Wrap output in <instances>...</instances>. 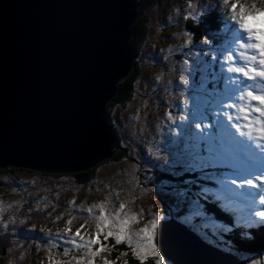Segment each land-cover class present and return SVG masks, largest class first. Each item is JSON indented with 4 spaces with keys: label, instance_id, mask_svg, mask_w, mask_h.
Returning a JSON list of instances; mask_svg holds the SVG:
<instances>
[{
    "label": "snow or ice",
    "instance_id": "obj_1",
    "mask_svg": "<svg viewBox=\"0 0 264 264\" xmlns=\"http://www.w3.org/2000/svg\"><path fill=\"white\" fill-rule=\"evenodd\" d=\"M187 7L193 8L191 0ZM222 15L219 30L199 41L206 50L202 47L192 61L183 60L175 80L168 82L179 88L174 102L179 115L169 105L158 117L166 121V140L155 150L151 142L145 146L155 161L161 151L167 154L162 165L149 162L151 167L191 176L182 186L165 185L168 215L143 208L131 211V192L122 200L113 190L87 206L69 200L74 207L63 228L55 233L40 229L48 237L49 264H128L129 252L136 264H170L162 247L163 222L169 218L195 232L235 228L249 240L254 230L264 229V28L249 23V17H264V0H223ZM184 35V43L195 47L191 33ZM162 75L156 73L154 79L160 82ZM157 133L163 135L160 127ZM11 207L0 201V213ZM39 208L38 202L37 212ZM72 211L84 218L74 230ZM8 219L15 222L13 216ZM0 226H8L2 217ZM121 244L124 250L117 248ZM61 246L62 253L53 252ZM113 252L118 254L110 259ZM239 264H264V249L255 257H239Z\"/></svg>",
    "mask_w": 264,
    "mask_h": 264
},
{
    "label": "water",
    "instance_id": "obj_2",
    "mask_svg": "<svg viewBox=\"0 0 264 264\" xmlns=\"http://www.w3.org/2000/svg\"><path fill=\"white\" fill-rule=\"evenodd\" d=\"M138 16L137 0H0V167L78 173L113 157L106 108L132 72ZM178 231L164 255L199 264L209 248L187 252L191 231ZM10 244L0 236V255Z\"/></svg>",
    "mask_w": 264,
    "mask_h": 264
},
{
    "label": "rangeland",
    "instance_id": "obj_3",
    "mask_svg": "<svg viewBox=\"0 0 264 264\" xmlns=\"http://www.w3.org/2000/svg\"><path fill=\"white\" fill-rule=\"evenodd\" d=\"M188 2L189 0H158V5L154 9L146 11L150 25L148 29L149 36L144 39L138 48L137 64L134 62L135 67L137 66L139 69L135 92L131 100L123 105L116 103L111 111V116H113L111 122H113L116 129L115 134H117L120 146L126 149V158L114 159L119 150L123 149L117 147L116 141L115 154L112 158L106 160L107 162L104 161L95 166L97 176L90 181L89 185H83L75 181L70 174L61 176L59 179H51L49 174L36 173L33 170H31L33 172L26 173V175L32 176L27 177V180L22 182V186L19 183H14L21 188L18 198H11V193H8L10 190L0 185V201L4 202L5 205L12 204L9 211L0 213V217L8 222L7 228L0 226V233H9L6 230L11 229L10 233L13 237L9 250L2 252L5 256L0 259V264H41V262L42 264H49L47 259L48 237L40 229H51L55 233L58 229L63 228L64 219H67L70 209L74 207L67 204L69 200L74 199L76 205L87 206L103 200L104 196L113 190L120 192V199L122 200H127L128 193L131 192L135 196V200L128 204L131 211L143 208L146 212L161 211L168 215L169 197L166 195L165 185H178V183L167 178H164L161 182L155 181L158 172H164L166 175L172 174L165 171L163 167H151L149 162L162 165L163 160L167 158V154L161 151L159 153L160 160L155 161L148 156L145 146L151 142L155 150L156 147L161 146L162 140H166L167 129L163 127L166 121L158 120V117L168 110L169 105H173V112L179 115V109L174 106V102L178 100L179 88L176 83H168L170 80H175L177 75L175 70L180 68L183 60L192 61L202 47L206 50L207 46H202L196 41L195 34L187 28V23L193 19V15L196 20L201 14L216 5L222 9L220 0H191V3L195 5L192 9L187 7ZM241 2H244V0H241ZM186 15L189 16L188 19H185ZM261 21L258 26L264 28V17L261 18ZM185 33H191L195 47L184 43ZM209 35L206 38H209ZM169 49H171L170 52ZM170 69L174 70L170 71ZM156 73L163 74L160 82L154 79ZM109 121L110 117L108 115ZM158 127L161 128L163 135L157 133ZM13 167V165H8L5 169ZM182 174L184 173L177 172L172 176L177 177ZM187 177L191 179L190 175ZM2 180L5 179L0 177V181ZM47 180L54 182L53 191L54 189L57 190L55 185L60 186L59 191L65 192V196L62 193L60 195L59 192V194H56V200L51 196L49 190L51 187L42 188L44 185L38 184V182L45 184ZM92 181L95 183L91 184ZM25 183L29 184L28 188H26ZM137 185L142 187H137ZM144 188H147L146 192L143 190ZM13 193L16 194V192ZM58 196H62L59 201ZM50 198H52L54 204L50 203ZM38 202L40 208L37 212ZM28 207L33 211H29ZM60 214H63L62 218L56 220L55 217ZM71 214L75 217L72 223L74 230L84 222V218L75 211H72ZM40 215H43L41 219H39ZM9 216L15 217V222L9 220ZM35 218L37 220H34ZM138 226L133 225V227ZM86 227L89 226L86 225ZM168 227L164 230V238L171 237L174 241H179L180 236L185 237V234L183 235L178 231L184 228L178 226V224L173 223ZM176 228L178 230H175ZM184 231H187V229H184ZM191 234L186 239L190 244L187 252L196 251L198 247L195 243L201 242L199 237L194 233ZM176 244L173 243L172 248ZM202 244L209 248V252L200 250L198 255L201 256V261L199 264L228 263L225 257H220L213 248L204 243ZM62 251V246L53 249V252L57 255ZM205 253L207 255L203 256ZM168 261L170 264H175L171 259H168ZM233 261L235 264L239 262L237 259H233Z\"/></svg>",
    "mask_w": 264,
    "mask_h": 264
},
{
    "label": "trees",
    "instance_id": "obj_4",
    "mask_svg": "<svg viewBox=\"0 0 264 264\" xmlns=\"http://www.w3.org/2000/svg\"><path fill=\"white\" fill-rule=\"evenodd\" d=\"M137 2L140 5V14H139L138 20L133 25V35H132V39L130 40V46H131V49L133 52L134 62L136 64H137L136 58L138 57V48L141 46L144 39L147 36H149L148 35V32H149L148 29H149L150 25H149V21H148L149 18L146 15V11L154 9L158 5L157 4L158 0H137ZM223 22H224V17L222 15V9L216 5L212 8H210L207 12L201 14L199 16V18H196V20L191 19V21H189L187 23V28L195 34L196 41L199 42L202 39H205L208 34L215 32V31H218L219 28L222 26ZM138 71H139L138 67L137 66L134 67L131 74L125 80L121 81L118 84V91H117L116 95L113 97V99L107 105L106 112L108 113V115L110 117L109 124L111 125L110 128L113 130V132H115L116 129L113 125V122H111V118L113 119V116H111V113H112L111 111H112L113 107H115L116 103H118V105H123L132 99L133 94L135 92V83L137 81ZM116 135L117 134H115V136ZM116 139H117V136H116ZM118 146L121 148V146L117 140V147ZM125 156H127V152H126V149L123 148V149L119 150V152L114 156V159H121V158L124 159V158H126ZM29 172H33V171H31L30 168H25V167H18V168L13 167V168H8V169H0V175L12 174V176H14L16 179L21 176V177H23L22 179L25 178V180H27L26 179L27 177L32 176V175H26V173H29ZM36 173H38V172L36 171ZM49 174L53 175V177H55V179H59L61 176L65 175V174L54 175L51 173H49ZM70 175L74 177L75 181H78L83 185H85V184L89 185L90 181L94 177L97 176L96 171H95V167L92 169L86 170V171L73 173ZM156 175H157L156 179H155L156 182H158V181L161 182V181H163L164 178H167L169 180L180 181V179L187 177L186 174H183V176H180L179 180H178L177 178L173 177L172 175H166L164 172H158V174L156 173ZM94 183H95L94 181L91 182V184H94ZM55 186L57 187V190L54 189V191H53L52 188L54 187V182H51V180H49V185L48 186L44 185L42 188L51 187L49 189L51 191V196H53V198L57 200L56 194H59V192H60V195L62 193V195L65 196V194H64L65 192L59 191L60 186H57V185H55ZM4 188H6V187H4ZM13 196L14 195L12 193L11 197H13ZM19 196H20V194H17L14 197L18 198ZM60 197H62V196H58V201H59ZM50 203L54 204L52 198H50ZM41 217H43V215H40L39 219H41ZM168 220H174L175 221L174 218H169ZM206 232H208V230ZM261 234H262V232L259 235L255 234L254 239L243 241V242H245L246 245H244L242 243H238L239 241L238 242L233 241L231 239L232 236H230L228 238L224 237V240L227 243H229L230 241H231V243L224 245L222 247L225 250H231V251H234V250L235 251H240V250L244 251V250H246V251L256 252L259 254V252L262 249H264V236H262ZM208 235H209V232H208ZM212 238L216 239L215 236H212ZM9 248H8V250H9ZM117 248H119L120 250H124V245L123 244L118 245ZM117 254H118L117 252L111 253L110 258H114ZM4 256H5L4 254H1L0 259ZM127 259H128V264H136V261H134L131 258L130 252L128 254Z\"/></svg>",
    "mask_w": 264,
    "mask_h": 264
},
{
    "label": "clouds",
    "instance_id": "obj_5",
    "mask_svg": "<svg viewBox=\"0 0 264 264\" xmlns=\"http://www.w3.org/2000/svg\"><path fill=\"white\" fill-rule=\"evenodd\" d=\"M220 4L222 5V7H223V0H220ZM193 7H195V5L193 4ZM139 14H140V5H139ZM138 18H139V16H138ZM138 20V19H137ZM261 21H260V19H259V15H257V16H252V17H249V23L252 25V26H257L259 23H260ZM133 63H134V56H133ZM134 67H135V64H134V66H133V69H134ZM133 69H132V71H133ZM131 74V73H130ZM125 80V79H124ZM118 148H120L119 146H118ZM121 148H122V146H121Z\"/></svg>",
    "mask_w": 264,
    "mask_h": 264
},
{
    "label": "flooded vegetation",
    "instance_id": "obj_6",
    "mask_svg": "<svg viewBox=\"0 0 264 264\" xmlns=\"http://www.w3.org/2000/svg\"><path fill=\"white\" fill-rule=\"evenodd\" d=\"M17 190H18V191H16V194L13 193V195H17V194L19 193V190H21V188L18 186V187H17ZM13 197H14V196H13ZM11 198H12V197H11ZM27 205H28V204H27ZM28 206H29V205H28ZM28 208H29V207H28ZM29 209H30V208H29ZM30 218H32V216H30ZM34 220H37V219L35 218Z\"/></svg>",
    "mask_w": 264,
    "mask_h": 264
},
{
    "label": "bare ground",
    "instance_id": "obj_7",
    "mask_svg": "<svg viewBox=\"0 0 264 264\" xmlns=\"http://www.w3.org/2000/svg\"><path fill=\"white\" fill-rule=\"evenodd\" d=\"M132 39V38H131ZM118 143H119V141H118Z\"/></svg>",
    "mask_w": 264,
    "mask_h": 264
}]
</instances>
